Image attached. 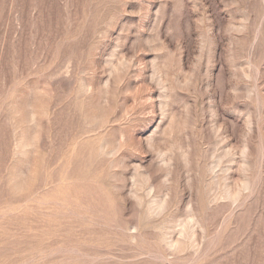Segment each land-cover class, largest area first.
<instances>
[{"label":"rangeland","instance_id":"rangeland-1","mask_svg":"<svg viewBox=\"0 0 264 264\" xmlns=\"http://www.w3.org/2000/svg\"><path fill=\"white\" fill-rule=\"evenodd\" d=\"M0 264H264V0H0Z\"/></svg>","mask_w":264,"mask_h":264}]
</instances>
